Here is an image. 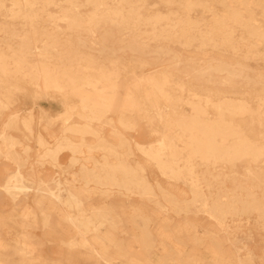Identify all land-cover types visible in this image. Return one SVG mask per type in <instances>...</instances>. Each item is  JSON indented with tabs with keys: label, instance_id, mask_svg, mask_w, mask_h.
I'll use <instances>...</instances> for the list:
<instances>
[{
	"label": "bare ground",
	"instance_id": "6f19581e",
	"mask_svg": "<svg viewBox=\"0 0 264 264\" xmlns=\"http://www.w3.org/2000/svg\"><path fill=\"white\" fill-rule=\"evenodd\" d=\"M263 49L264 0H0V264H264Z\"/></svg>",
	"mask_w": 264,
	"mask_h": 264
},
{
	"label": "rangeland",
	"instance_id": "374dc122",
	"mask_svg": "<svg viewBox=\"0 0 264 264\" xmlns=\"http://www.w3.org/2000/svg\"><path fill=\"white\" fill-rule=\"evenodd\" d=\"M160 11H166L164 9L160 10ZM198 15V14H195ZM194 15V16H195ZM173 52H177V53H182V51L180 50L179 47L175 46L172 48ZM263 54H264V49H263ZM264 58V56H263ZM245 67L251 72V73H259L261 72L264 76V59L261 60H247L243 62ZM26 106L29 108L31 106V103L29 101H27ZM60 112V103L56 100H51V99H46L43 101H40V103L38 105L33 106V114L38 117L41 114L42 115H47L50 117L55 116L57 113ZM57 128V126L55 127ZM66 157V155H65ZM44 171H47L49 173H53V169L50 168H45L43 169ZM100 198L98 196L93 197V199L91 200V203L97 204L98 202H100ZM134 200H130V202L128 200H125L122 197H119L117 199V205H123V206H127L129 203H131ZM190 219H192L193 221L197 222L200 225L203 226H209L211 223L205 219L204 217L200 216V215H192L190 216ZM56 217L53 218V222H56ZM176 220V219H174ZM180 222V221H178ZM176 223V222H174ZM16 232L15 229H11V228H4V231H2L1 233V237L4 239H8L12 234H14ZM34 233L40 235L42 234V230L40 229V227H37L36 229H34ZM60 235V234H57ZM254 237V238H253ZM242 239V240H241ZM238 240V244H247L249 248H253L256 247L257 249H262L261 247H263L261 241H260V234H255L252 236L251 239H243L242 236L239 235V237L237 238ZM54 244V243H53ZM189 247V244H187ZM47 246L53 247L51 243H48ZM229 245L227 242L223 243V247L227 248ZM188 247H186V249H188ZM200 255L202 257H204L205 260H208L210 255L208 254L207 251L203 250V249H198ZM256 250V249H255ZM81 252V256L79 258L75 259L74 264H104L101 261H97L95 259H87L85 258V256H83V251L82 250H75L74 253L80 255L79 253ZM159 254V252L157 250H154L152 252L151 257H157V255ZM77 255V256H78ZM253 264H259V261L254 260Z\"/></svg>",
	"mask_w": 264,
	"mask_h": 264
}]
</instances>
